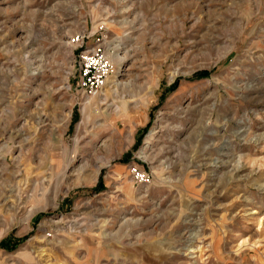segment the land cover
<instances>
[{
  "label": "rangeland",
  "instance_id": "1",
  "mask_svg": "<svg viewBox=\"0 0 264 264\" xmlns=\"http://www.w3.org/2000/svg\"><path fill=\"white\" fill-rule=\"evenodd\" d=\"M0 264H264V0H0Z\"/></svg>",
  "mask_w": 264,
  "mask_h": 264
},
{
  "label": "built area",
  "instance_id": "2",
  "mask_svg": "<svg viewBox=\"0 0 264 264\" xmlns=\"http://www.w3.org/2000/svg\"><path fill=\"white\" fill-rule=\"evenodd\" d=\"M79 50L77 54L80 88L84 93L97 94L116 71V65L110 57V47L105 41L86 44L84 37L78 35L72 39ZM137 179L149 181V177L135 169Z\"/></svg>",
  "mask_w": 264,
  "mask_h": 264
},
{
  "label": "trees",
  "instance_id": "3",
  "mask_svg": "<svg viewBox=\"0 0 264 264\" xmlns=\"http://www.w3.org/2000/svg\"><path fill=\"white\" fill-rule=\"evenodd\" d=\"M10 243H11V241L9 240H4L1 244L3 245V246H5V247H7V248H10L11 246H10Z\"/></svg>",
  "mask_w": 264,
  "mask_h": 264
},
{
  "label": "bare ground",
  "instance_id": "4",
  "mask_svg": "<svg viewBox=\"0 0 264 264\" xmlns=\"http://www.w3.org/2000/svg\"><path fill=\"white\" fill-rule=\"evenodd\" d=\"M110 77H111V76H110ZM110 77H109V80H110ZM109 80H108V81H109Z\"/></svg>",
  "mask_w": 264,
  "mask_h": 264
}]
</instances>
